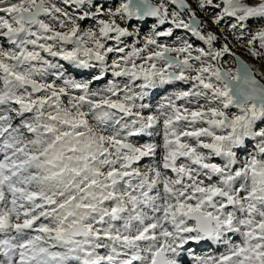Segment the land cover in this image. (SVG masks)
I'll list each match as a JSON object with an SVG mask.
<instances>
[{
	"label": "snow or ice",
	"instance_id": "1",
	"mask_svg": "<svg viewBox=\"0 0 264 264\" xmlns=\"http://www.w3.org/2000/svg\"><path fill=\"white\" fill-rule=\"evenodd\" d=\"M197 6L213 9L217 27L229 21L238 39L249 32L248 54L264 60V26L248 28L264 21V0ZM95 8L73 17L53 0H0V38L10 46H0V264H182L189 242L224 247L195 264H264V74L227 43L215 48L218 37L186 0H120L109 19ZM88 17L96 27L85 31L77 21ZM117 17L156 24L142 46H128L124 38L139 32ZM174 29L207 50L161 43ZM49 58L96 74L78 82ZM177 82L190 86L144 115L150 93ZM154 133L162 144L132 142Z\"/></svg>",
	"mask_w": 264,
	"mask_h": 264
},
{
	"label": "rangeland",
	"instance_id": "2",
	"mask_svg": "<svg viewBox=\"0 0 264 264\" xmlns=\"http://www.w3.org/2000/svg\"><path fill=\"white\" fill-rule=\"evenodd\" d=\"M190 6L193 8V10L196 13V16L198 18H201L203 20L202 29L204 32H213L218 37V40L215 42L214 47L215 48H221L225 43H227L231 49V52L234 54L240 55L244 60L249 62L248 64H253L256 66L257 70L259 73L264 74V60L260 59H254L252 58L247 51V38L249 37V32H245L244 39L240 40L238 39V33H233L229 30V21L225 20L222 22L219 27L211 23V19L214 16V11L211 8H208L206 11H202L198 6H197V0H187ZM54 3L57 4V6L63 8L65 11H67L70 15L73 17H76L80 14H82L83 11H90V12H95L96 8L95 6H102L103 8V15L98 16V18L102 19H109V11L112 10L114 11L116 7H118L120 0H102L98 4H93L94 6L91 8H88L85 6L83 9H76L75 6L67 5L63 3V0H53ZM154 4L158 3L159 0H152ZM252 3L258 2V0H251ZM175 7L173 5H169V11L173 10ZM0 15H4V13H0ZM183 18L185 20L188 19L187 14H183ZM81 27L82 30H89V29H95L96 27V20L88 17L84 20H78L77 21ZM117 24H119L121 27H127L129 31H138L139 32V37H128L124 38V43L127 44L128 46H132L134 41H138L136 43V46L140 47L143 45V40L146 35H148L152 29L153 26L156 24L155 19L153 18L149 22H144V21H136L133 19L132 21L125 23L124 21H121L118 17L116 18ZM264 26V21L256 22L255 20H250L248 22V28L251 31H255L256 29ZM53 27L57 28L58 30H67V29H59L58 24H53ZM172 27L171 24H164L162 26H159V30H166L167 28ZM187 40L189 43L193 45L194 48H205L207 50V45L204 44L203 41L198 40L196 37L192 36L189 32L183 29H174L173 30V36L170 38H161L160 42L161 43H167L170 47H175L179 46V44ZM108 45H113L115 42L114 41H106L105 42ZM0 46H3L5 48L10 47L7 42L0 38ZM123 46V45H121ZM194 55L196 54L195 52L193 53ZM115 57V54H109V62L111 61L112 58ZM53 59L54 62H59L61 64H64L65 69L67 70L65 72V75L75 79L76 81H89L92 79L93 75L96 73L93 70H79L74 68L71 65H68L64 61H59V58H49ZM226 63L224 64L225 68L229 67H234V64L231 62L232 57L231 56H225L222 58ZM254 70V69H253ZM255 71V70H254ZM258 77L262 80L264 83V75H258ZM113 79V77L109 74L106 79L101 80V81H96L93 82L91 87L93 90L97 89H102L108 82V80ZM55 80V76H48L46 78L45 82H51ZM57 84L61 83V81H56ZM190 85H185L181 82H177L174 85H168L164 86L162 88H158L156 90H153L152 93H150V96L146 99V103L149 104V108L144 110V115L148 114H153L156 113V109L158 105L163 102L164 98L171 95L173 92L185 89L189 87ZM65 102L67 98H64ZM162 128V125H159L157 129L155 130V133H159L160 129ZM152 137L149 136H142V137H134L131 138L133 143H136L137 145L143 144V143H155L157 145L162 144V135L160 134H155ZM252 150V143L250 142L248 147L244 149L241 153H239V159L241 162H243L245 156L247 155L248 152ZM161 154V149L157 150V156L156 160L158 161L160 158ZM217 162L219 160L217 159ZM151 163V160L149 158L143 159L139 167L141 169H144L146 166H148ZM240 237L238 235L233 237L234 242H239ZM200 243H195V242H189L187 245H185L184 250L182 251L181 254V262L182 264H195L194 257H204L207 255H218L220 252L224 251L223 246H213L210 245L211 243L205 242L206 246L205 247H200ZM197 246V247H196ZM101 254L104 253L105 250L101 249Z\"/></svg>",
	"mask_w": 264,
	"mask_h": 264
},
{
	"label": "water",
	"instance_id": "3",
	"mask_svg": "<svg viewBox=\"0 0 264 264\" xmlns=\"http://www.w3.org/2000/svg\"><path fill=\"white\" fill-rule=\"evenodd\" d=\"M102 0H93V4H98V3H100ZM186 2H187V0H186ZM188 3V2H187ZM174 6V5H173ZM175 7V6H174ZM151 19H153V18H146V20H145V22H148V21H150ZM197 19L199 20V18L197 17ZM200 21V20H199ZM236 56H238V57H240V59L241 60H243V61H245L246 63H248L246 60H244L240 55H238V54H235ZM258 79H260L259 77H257ZM261 80V79H260ZM261 82H262V80H261ZM263 83V82H262Z\"/></svg>",
	"mask_w": 264,
	"mask_h": 264
},
{
	"label": "bare ground",
	"instance_id": "4",
	"mask_svg": "<svg viewBox=\"0 0 264 264\" xmlns=\"http://www.w3.org/2000/svg\"><path fill=\"white\" fill-rule=\"evenodd\" d=\"M249 63V62H248ZM254 70H255V72H258L259 73V71L257 70V68H256V66H254L253 64H249ZM210 245H213V246H217V245H214V244H210ZM199 246L200 247H205L206 246V244H205V242H201L200 244H199ZM197 247V246H196Z\"/></svg>",
	"mask_w": 264,
	"mask_h": 264
}]
</instances>
